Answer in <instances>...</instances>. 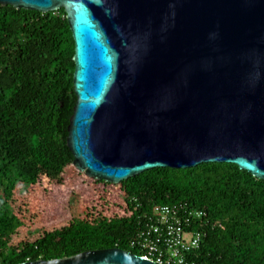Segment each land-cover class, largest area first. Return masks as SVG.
<instances>
[{"label": "water", "instance_id": "1", "mask_svg": "<svg viewBox=\"0 0 264 264\" xmlns=\"http://www.w3.org/2000/svg\"><path fill=\"white\" fill-rule=\"evenodd\" d=\"M64 8L75 43L67 144L92 179L236 163L264 179V0H0ZM18 264H157L121 247Z\"/></svg>", "mask_w": 264, "mask_h": 264}, {"label": "trees", "instance_id": "2", "mask_svg": "<svg viewBox=\"0 0 264 264\" xmlns=\"http://www.w3.org/2000/svg\"><path fill=\"white\" fill-rule=\"evenodd\" d=\"M74 52L64 8L41 12L0 4V264L114 247L140 255L128 245L137 215L153 204L176 201L205 209L211 220L202 225L208 231L202 246L207 264H264V179L230 162L146 170L121 181L127 192L124 213L104 203L84 217L10 244L13 197L3 188L12 182L4 181L17 174L30 183L58 184L73 164L67 137L76 102Z\"/></svg>", "mask_w": 264, "mask_h": 264}, {"label": "rangeland", "instance_id": "3", "mask_svg": "<svg viewBox=\"0 0 264 264\" xmlns=\"http://www.w3.org/2000/svg\"><path fill=\"white\" fill-rule=\"evenodd\" d=\"M94 180L73 164L58 184L47 180L30 183V180L13 174L11 181H4L7 184L12 182V185L3 188L4 193L13 197L9 212L15 224L9 237L10 244L18 243L25 236H36L60 227L71 219L84 217L90 211L99 210L104 203H107L106 208L124 213L125 183L104 186ZM2 183L0 190L4 186Z\"/></svg>", "mask_w": 264, "mask_h": 264}, {"label": "built area", "instance_id": "4", "mask_svg": "<svg viewBox=\"0 0 264 264\" xmlns=\"http://www.w3.org/2000/svg\"><path fill=\"white\" fill-rule=\"evenodd\" d=\"M135 202L138 209L141 203L137 198ZM137 216L128 245L140 256L157 264H207L202 246L208 231L202 225L211 220L205 209L190 207L187 201L156 203Z\"/></svg>", "mask_w": 264, "mask_h": 264}]
</instances>
